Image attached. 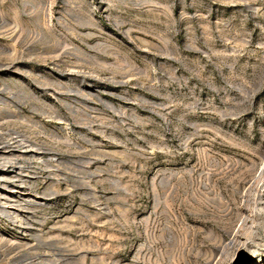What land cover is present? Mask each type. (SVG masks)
Instances as JSON below:
<instances>
[{"label":"rangeland","instance_id":"obj_1","mask_svg":"<svg viewBox=\"0 0 264 264\" xmlns=\"http://www.w3.org/2000/svg\"><path fill=\"white\" fill-rule=\"evenodd\" d=\"M263 201L264 0H0V264H264Z\"/></svg>","mask_w":264,"mask_h":264},{"label":"bare ground","instance_id":"obj_2","mask_svg":"<svg viewBox=\"0 0 264 264\" xmlns=\"http://www.w3.org/2000/svg\"><path fill=\"white\" fill-rule=\"evenodd\" d=\"M249 213L245 210L242 212L241 221L243 225L237 226L229 233L227 240L222 244V249L229 250L234 244L239 243L240 246H245V248L250 247L256 250H264V223L258 221L257 216H252ZM250 220L253 221V224L248 227L250 225ZM243 226L249 229L247 237H243L240 234L241 230L244 228Z\"/></svg>","mask_w":264,"mask_h":264}]
</instances>
